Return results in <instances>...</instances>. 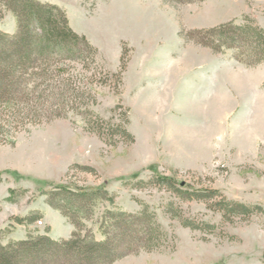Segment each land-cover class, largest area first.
I'll use <instances>...</instances> for the list:
<instances>
[{"label": "rangeland", "instance_id": "374dc122", "mask_svg": "<svg viewBox=\"0 0 264 264\" xmlns=\"http://www.w3.org/2000/svg\"><path fill=\"white\" fill-rule=\"evenodd\" d=\"M42 1L63 7L98 56L90 69L78 62L67 68L85 93L80 111L88 113L26 122L0 137L4 243L28 232L70 237L74 225L43 194L66 184L113 195L100 202L95 219L107 207L148 204L156 212L161 245L114 264H264V62L247 65L233 50L216 53L181 34L244 15L264 27V0ZM16 30L8 11L0 31ZM223 101L229 107L220 114L215 108ZM156 173L218 194H174ZM223 199L254 212L224 216ZM33 213L41 216L27 223ZM86 225L104 238L98 223Z\"/></svg>", "mask_w": 264, "mask_h": 264}, {"label": "trees", "instance_id": "16d2710c", "mask_svg": "<svg viewBox=\"0 0 264 264\" xmlns=\"http://www.w3.org/2000/svg\"><path fill=\"white\" fill-rule=\"evenodd\" d=\"M8 11L16 16L17 30L0 31V137H7L26 122L65 117L70 111L88 113L86 109L80 111L77 100L85 93L77 86L78 77L67 68L78 62L90 69L96 65L98 49L73 30L65 9L56 3L0 0V19ZM181 34L216 53L233 50L234 57L247 65L264 62V27L250 15ZM124 59L123 53L122 62ZM121 74L117 73L118 78ZM156 179L172 193L190 199L203 200L218 194L215 190H189L184 182L162 174L156 173ZM52 187L43 194L47 203L74 225L71 236L53 239L48 234L28 232L24 239L4 243L8 230L0 228V264H114L131 253L158 248L165 237L156 212L148 204L135 211L107 207L95 219L100 202L113 197L107 189H77L66 184ZM219 206L224 216L248 215L255 209L228 199L219 201ZM40 216L27 215L26 221L34 223ZM86 221L98 223L104 238L97 239ZM181 221L196 228L191 221Z\"/></svg>", "mask_w": 264, "mask_h": 264}, {"label": "bare ground", "instance_id": "6f19581e", "mask_svg": "<svg viewBox=\"0 0 264 264\" xmlns=\"http://www.w3.org/2000/svg\"><path fill=\"white\" fill-rule=\"evenodd\" d=\"M233 81H234V80H233ZM235 82H236V83H237V82L240 83V80L235 79L234 83H235ZM241 83H242V82H241ZM237 85L239 86L238 88H240L241 90H243L244 88H245V90L247 89V85L245 86V84H244V85L242 84L243 87H242L241 85H239L238 83H237ZM228 107H229V105L223 101V102L219 103V104L216 106L215 111L218 112V113H220V114H223V113L227 110ZM220 114H219V115H220ZM220 116H221V115H220Z\"/></svg>", "mask_w": 264, "mask_h": 264}, {"label": "built area", "instance_id": "2783aa9c", "mask_svg": "<svg viewBox=\"0 0 264 264\" xmlns=\"http://www.w3.org/2000/svg\"><path fill=\"white\" fill-rule=\"evenodd\" d=\"M38 223H39V224H42V221L40 220Z\"/></svg>", "mask_w": 264, "mask_h": 264}, {"label": "crops", "instance_id": "0c3cea01", "mask_svg": "<svg viewBox=\"0 0 264 264\" xmlns=\"http://www.w3.org/2000/svg\"><path fill=\"white\" fill-rule=\"evenodd\" d=\"M10 238H11V236H10Z\"/></svg>", "mask_w": 264, "mask_h": 264}]
</instances>
